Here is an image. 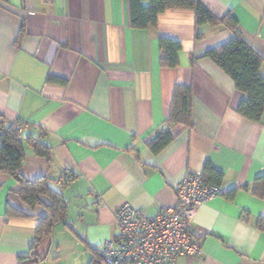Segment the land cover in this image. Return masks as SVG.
<instances>
[{
  "label": "crops",
  "instance_id": "0c3cea01",
  "mask_svg": "<svg viewBox=\"0 0 264 264\" xmlns=\"http://www.w3.org/2000/svg\"><path fill=\"white\" fill-rule=\"evenodd\" d=\"M199 1L230 14L264 60V0ZM195 31L191 9H166L156 26L136 29L128 0H0V118L18 126L21 174L47 176L67 201L64 223L32 249L46 209L23 203L0 172V264L95 262L121 203L147 215L173 206L180 179L205 178L207 165L220 193L189 225L201 252L176 264H264V111L260 122L242 117L243 92L204 56L233 30L203 24L198 39ZM160 37L181 44L177 67L161 66ZM176 85L191 89L188 124L168 122ZM159 130L171 140L154 152L147 142ZM35 140L49 158L34 152ZM8 206L26 216L7 215Z\"/></svg>",
  "mask_w": 264,
  "mask_h": 264
},
{
  "label": "trees",
  "instance_id": "16d2710c",
  "mask_svg": "<svg viewBox=\"0 0 264 264\" xmlns=\"http://www.w3.org/2000/svg\"><path fill=\"white\" fill-rule=\"evenodd\" d=\"M130 7V22L133 28L142 29L156 26L158 15L166 9H191L195 14V38L201 37L198 27L203 24H226L233 30V37L215 48L209 49L204 56L216 63L234 82L237 89L244 94L237 107V112L244 118L260 122L264 111V77L260 74V67L264 63L263 58L258 54L239 34L237 21L229 14L220 18L214 15L199 0H128ZM147 1V5L142 2ZM160 49L161 66L175 68L179 64L178 53L181 44L173 39L160 37L158 40ZM194 58L191 57V61ZM191 112V89L187 86L176 85L174 87L172 103L170 107L169 123L190 122ZM32 140V138H28ZM171 140L168 130L157 131L156 135L147 142L148 147L157 152ZM34 152L40 156L50 157V148L40 140L31 143ZM25 152L22 145L21 135L13 123L0 121V172L10 176L16 183L14 192L19 199L30 207L41 205L46 213L39 217L36 228V239L32 244L35 249L42 239L50 236L53 228L58 223H64L67 213V201L61 189L52 187L51 179L41 176L35 179L25 178L20 168ZM205 180L217 184L213 176L219 173L214 171L210 165L205 168ZM213 174V175H212ZM262 180L264 185V176ZM61 183V187H63ZM254 192H257L253 190ZM263 191L257 192L260 196ZM7 215L26 216L25 213L10 206L6 209ZM260 230L264 231V220L257 224ZM90 264H102L98 257Z\"/></svg>",
  "mask_w": 264,
  "mask_h": 264
},
{
  "label": "built area",
  "instance_id": "2783aa9c",
  "mask_svg": "<svg viewBox=\"0 0 264 264\" xmlns=\"http://www.w3.org/2000/svg\"><path fill=\"white\" fill-rule=\"evenodd\" d=\"M175 193V205L152 215L121 203L114 210L115 233L97 249L102 264H176L179 256L200 253L189 225L196 209L218 196L219 188L201 172H188L177 183Z\"/></svg>",
  "mask_w": 264,
  "mask_h": 264
}]
</instances>
